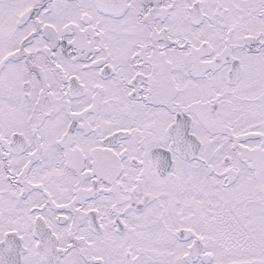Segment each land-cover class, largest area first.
Segmentation results:
<instances>
[{"label": "snow or ice", "instance_id": "6c2138e0", "mask_svg": "<svg viewBox=\"0 0 264 264\" xmlns=\"http://www.w3.org/2000/svg\"><path fill=\"white\" fill-rule=\"evenodd\" d=\"M0 264H264V0H0Z\"/></svg>", "mask_w": 264, "mask_h": 264}]
</instances>
